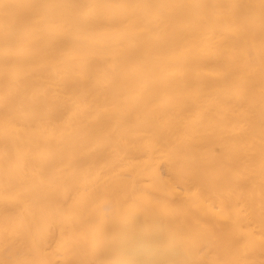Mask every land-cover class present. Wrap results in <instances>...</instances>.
I'll use <instances>...</instances> for the list:
<instances>
[{"label": "bare ground", "instance_id": "6f19581e", "mask_svg": "<svg viewBox=\"0 0 264 264\" xmlns=\"http://www.w3.org/2000/svg\"><path fill=\"white\" fill-rule=\"evenodd\" d=\"M0 264H264V0H0Z\"/></svg>", "mask_w": 264, "mask_h": 264}]
</instances>
